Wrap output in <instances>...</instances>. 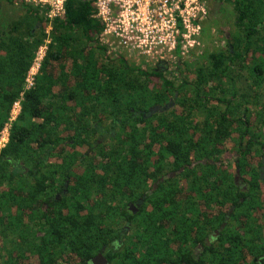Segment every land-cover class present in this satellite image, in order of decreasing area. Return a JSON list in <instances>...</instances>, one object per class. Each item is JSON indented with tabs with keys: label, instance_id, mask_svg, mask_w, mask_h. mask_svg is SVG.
<instances>
[{
	"label": "trees",
	"instance_id": "obj_1",
	"mask_svg": "<svg viewBox=\"0 0 264 264\" xmlns=\"http://www.w3.org/2000/svg\"><path fill=\"white\" fill-rule=\"evenodd\" d=\"M213 1L230 6L232 26L223 35L216 21L207 26L205 18L199 40L211 41L215 27L224 45L200 55L193 49L188 59L177 45L178 73L169 79L161 72L150 77L158 63L144 68L121 53L108 54L98 37L103 26L95 17L96 0H67L65 15L48 34L39 7L9 0L23 13L0 26V131L14 102L20 111L0 149V264H84L100 251L107 242L82 204L85 177L76 175L80 167L74 164L118 163L111 150L138 146L144 131L126 127L140 123L163 132L162 148L174 152L179 176L191 180L185 190L195 200L170 203L180 220L192 214L179 228L201 223L214 230L225 222L209 264H264V0ZM45 44L33 85L25 89L35 53ZM154 105L162 110L133 119L131 109ZM102 116L121 120L111 122L116 129L106 151L95 145ZM45 175L50 188L68 181L59 201L48 202ZM36 193L52 206L49 218L41 210L29 215ZM37 218L45 223L36 232ZM156 226L153 221L147 233L137 234L142 257L126 248L109 264H160L169 251L157 240Z\"/></svg>",
	"mask_w": 264,
	"mask_h": 264
},
{
	"label": "flooded vegetation",
	"instance_id": "obj_2",
	"mask_svg": "<svg viewBox=\"0 0 264 264\" xmlns=\"http://www.w3.org/2000/svg\"><path fill=\"white\" fill-rule=\"evenodd\" d=\"M2 2L10 4L9 0H0V3ZM158 64L160 66L152 68V71H150L154 74V76L151 74L150 77L154 78L156 73L160 72L163 76H175L178 73L177 69L171 70L165 66L163 61ZM137 104L144 105L146 103L139 101ZM153 107H150V109ZM149 110L133 112V109H131L130 111L134 113L133 119H139L138 116L142 115L145 119L153 115V113L148 114ZM113 120H117L120 124V118H114V116L98 117V121L102 125L97 127L99 131L95 145H103L101 151H106L111 145V140L108 137L110 135L114 136V130L116 129V126L111 123ZM93 127H96V125ZM135 127L144 131L138 146L118 147L111 150V154L117 159L118 163L99 164L87 161L80 166V161H77L74 164V166L80 167L79 173L76 175L85 177L82 180L85 189V193L81 195L82 204L85 205L86 210H91L100 230L99 233L104 236L103 242L105 240L107 242L106 244L103 243L100 251L84 264H91L90 261L98 255H101L106 264H109L108 258L116 257L118 253L126 248L128 253L133 252L139 258L142 257L143 249L141 250L138 246L137 234L142 233V231L147 233L153 221H157L155 227H158L156 235H159V238L157 240L162 247H166L169 251L164 255L160 264H209L210 247L217 241L223 228L220 225L214 230H204L200 226L201 223L192 229L179 228L178 225H183L192 214L185 213L186 218L180 220L181 213L175 212L170 203L179 202L182 198L184 200H195V197L191 195L188 197L186 193L188 190H185L191 184V180L179 176L182 168L175 169L174 152L170 153L162 148L164 136L162 131H150V128L144 123L127 126L126 128ZM96 150L95 153H97ZM89 151V148L86 149V152ZM118 153L121 154L116 156ZM13 167H17V165L14 164ZM28 169L24 173H27ZM29 172L33 177L38 175L35 166H31ZM45 176L44 183L48 186L46 189L48 202L51 203L52 200L59 201L66 192L65 188L68 181H65V187H62V189L50 188V176ZM90 178H93V180L91 181ZM235 182L238 185L240 184L239 177ZM31 183L34 182L31 180ZM90 183L92 186H90ZM33 185L35 186V184ZM30 200L32 204L30 205L29 215H32L36 210H41L45 214L53 212L52 206L40 201L37 193ZM46 216L49 218L48 214ZM224 220H227V215ZM34 221L32 227L34 226V230L37 232L40 226L45 223V220L37 218ZM197 221H202V219H197ZM223 224L225 225V222ZM180 231L181 234H179ZM216 232L218 234L214 236L213 234ZM3 242L1 238L0 249L3 248ZM93 264H102V260H98Z\"/></svg>",
	"mask_w": 264,
	"mask_h": 264
},
{
	"label": "built area",
	"instance_id": "obj_3",
	"mask_svg": "<svg viewBox=\"0 0 264 264\" xmlns=\"http://www.w3.org/2000/svg\"><path fill=\"white\" fill-rule=\"evenodd\" d=\"M18 1L39 7L49 26L46 34L51 31L52 22L65 15L67 0ZM94 8L95 17L103 26L99 41L107 48L123 49L118 51L132 52L136 57L161 59L164 51L172 54L177 45L181 55L198 46L201 22L208 14L206 0H96ZM46 49L45 44L36 51L25 89L33 85ZM19 111V101L14 102L8 122L0 131V149L8 141L11 123Z\"/></svg>",
	"mask_w": 264,
	"mask_h": 264
},
{
	"label": "rangeland",
	"instance_id": "obj_4",
	"mask_svg": "<svg viewBox=\"0 0 264 264\" xmlns=\"http://www.w3.org/2000/svg\"><path fill=\"white\" fill-rule=\"evenodd\" d=\"M207 7H208V15H207V26L211 25V21H216L217 27L219 30L222 31V34L224 35L232 26L233 22V13L229 5L227 4H219L216 1L213 0H206ZM21 4L16 3L14 6L12 4H7L5 2L0 3V26L4 27L6 26L7 22H9L11 19H14L16 17H19L23 13V8L20 6ZM49 26L45 25V30L48 29ZM215 28V27H214ZM212 29L211 31V41L207 42H200L198 46L194 47V52L197 55L202 54L204 51L212 50L213 48L224 45V41L218 37L219 33L216 29ZM101 43V42H100ZM102 44V43H101ZM111 47V46H110ZM109 54L114 53H120L123 49H112L107 48ZM115 51V52H114ZM122 55L128 60L130 63H134L135 65L142 66L144 68L153 67L157 63L163 61L165 64L171 69H176V56L174 55V52L167 53L164 51L161 58H145V57H136L132 52H126L122 51ZM115 56V55H114ZM117 56V55H116ZM183 59H188L190 54L182 55ZM165 77L169 79H174V75H166Z\"/></svg>",
	"mask_w": 264,
	"mask_h": 264
},
{
	"label": "water",
	"instance_id": "obj_5",
	"mask_svg": "<svg viewBox=\"0 0 264 264\" xmlns=\"http://www.w3.org/2000/svg\"><path fill=\"white\" fill-rule=\"evenodd\" d=\"M159 110H160V107H158V106L153 107V108H151V109L149 110L148 114L151 115L152 113L158 112ZM237 178H238V177H235V178H234V181H237ZM223 226H224V224L221 225V228H223ZM221 228H220V229H221ZM217 234H218V233L216 232V233L213 234V235L216 236ZM263 257H264V256H263ZM98 260H102V264H106L105 259H104L101 255H98L97 257L93 258V259L90 261V263L93 264V263H95V262L98 261Z\"/></svg>",
	"mask_w": 264,
	"mask_h": 264
}]
</instances>
